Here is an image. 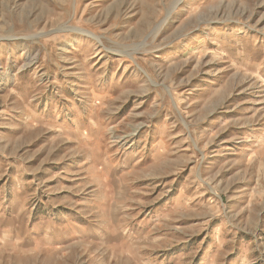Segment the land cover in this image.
<instances>
[{
  "label": "rangeland",
  "instance_id": "374dc122",
  "mask_svg": "<svg viewBox=\"0 0 264 264\" xmlns=\"http://www.w3.org/2000/svg\"><path fill=\"white\" fill-rule=\"evenodd\" d=\"M0 264H264V0H0Z\"/></svg>",
  "mask_w": 264,
  "mask_h": 264
}]
</instances>
